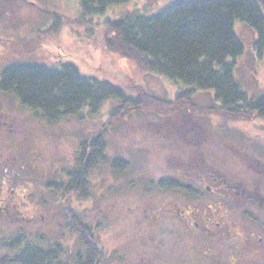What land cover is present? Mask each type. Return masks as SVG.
Segmentation results:
<instances>
[{"label":"rangeland","instance_id":"1","mask_svg":"<svg viewBox=\"0 0 264 264\" xmlns=\"http://www.w3.org/2000/svg\"><path fill=\"white\" fill-rule=\"evenodd\" d=\"M173 1L130 0L103 13L83 16L80 0H0V75L15 63L59 68L61 62L70 61L84 69H101L97 76L112 80L127 95L135 94L130 88L140 86L141 79L146 90L158 98L175 99L186 93L189 104L205 110L214 107L212 91L188 89L191 86L180 81L171 84L152 72L140 74L103 45L102 29L108 19L123 17L144 5L147 8L141 13L152 14ZM56 16L61 17L60 25L54 21ZM90 19L98 24L94 29ZM53 24L55 28H51ZM235 28L245 46L235 74L248 96L258 98L264 93V49L255 50L256 35L249 26L236 20ZM120 103V99L107 97L96 111L83 109L49 122L0 91V192L9 205L2 213L5 216H0V255L8 251L4 243L21 233L42 247L58 241L63 259L74 264L77 250L84 251V247L71 227L62 197L67 193L64 185L80 143L113 124ZM141 110L118 125H109L105 156L90 172L85 196L70 201L77 220L91 229L103 250L98 264H145L147 259L152 264H264V252L251 253L243 241L177 235L170 227L159 226L149 208L168 196L155 188L147 190L152 183L171 177L174 163L187 170L192 150V144L183 140L187 134L201 135L193 138L201 139L194 149L203 151L204 158L225 176L250 183L254 174L242 162V155L236 154L247 150L264 161V118L223 123L219 115L210 113L196 116L180 110L166 115ZM254 157L248 161L252 163ZM122 160L127 161L126 168L114 166ZM234 163L238 170L225 168ZM235 219L241 222L240 212ZM235 246H239L238 263L229 255Z\"/></svg>","mask_w":264,"mask_h":264},{"label":"trees","instance_id":"2","mask_svg":"<svg viewBox=\"0 0 264 264\" xmlns=\"http://www.w3.org/2000/svg\"><path fill=\"white\" fill-rule=\"evenodd\" d=\"M129 1L80 0V10L83 16L100 14L110 6ZM145 8L144 5L123 17L105 21L102 42L106 50L126 60L140 74L152 72L171 84L180 81L191 86L188 89L212 91L214 107L197 108L188 103L186 93H179L175 99L158 98L146 90L141 79L140 86L130 88L135 94L127 95L112 80L97 76L101 69H84L70 61L61 62L59 68L15 63L0 75L1 92L39 112L49 122L83 109L96 111L107 97L120 99L115 122L106 124L95 138L80 143L75 165L64 185L67 193L62 197L71 227L84 247V251L77 250L74 264H98L103 253L91 229L75 217L70 201L72 197L85 196L90 172L105 156L108 127L141 109L166 115L180 110L196 116L216 114L223 123L264 118V93L258 98L249 97L235 74L237 60L245 51L235 22L249 26L256 35L255 50H263L264 0H175L152 14L141 13ZM54 21L60 25L61 17H54ZM90 23L92 29L98 25L91 19ZM51 28H55L54 24ZM114 160L120 161L117 157ZM121 162L114 166L126 168L127 161ZM159 182L163 188L169 179ZM150 188L147 190L153 189V183ZM3 246L8 251L0 255V264H70L63 259L58 241L42 247L17 233Z\"/></svg>","mask_w":264,"mask_h":264},{"label":"flooded vegetation","instance_id":"3","mask_svg":"<svg viewBox=\"0 0 264 264\" xmlns=\"http://www.w3.org/2000/svg\"><path fill=\"white\" fill-rule=\"evenodd\" d=\"M199 136L201 135L183 136L185 142L192 144L187 170L184 171L178 163H174V172L168 178L166 187L162 188L160 182L153 183V188L168 197L163 202L152 205L149 208L150 214L159 226L170 227L174 234L179 235L180 232L184 235L219 239L222 242L231 240L238 244L243 241L251 249V253L264 252V161L247 150L239 152L236 155H242V162L245 161L254 177L250 183L228 178L218 166L204 158L203 151L194 149L195 143L198 144L201 139L193 138ZM261 142L264 143V140ZM252 157L254 161L251 163L248 159ZM217 160L223 162L219 158ZM236 163L231 168L224 167L236 171ZM183 173L186 175L183 176ZM1 194L0 192V216L7 212L9 206L4 203ZM237 212H240V223L235 219ZM257 223H260L258 228L255 227ZM236 247L239 246L231 248L229 253L234 263L239 261L235 256ZM145 264H152V260L147 259Z\"/></svg>","mask_w":264,"mask_h":264}]
</instances>
